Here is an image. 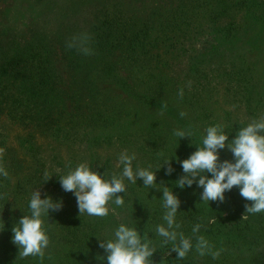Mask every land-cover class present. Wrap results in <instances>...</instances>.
<instances>
[{
    "label": "rangeland",
    "instance_id": "374dc122",
    "mask_svg": "<svg viewBox=\"0 0 264 264\" xmlns=\"http://www.w3.org/2000/svg\"><path fill=\"white\" fill-rule=\"evenodd\" d=\"M105 23L118 26L117 32L123 31L120 37L132 36L131 29L144 30L143 48L95 47V29ZM82 34L91 38V55L68 47ZM25 41L29 50L42 42L51 49L57 87L70 101L94 110L95 101L103 104L102 99H110L123 110L122 117L111 122L99 120L91 126L83 118L82 124H64L59 130L36 127L40 110L26 111L23 120L0 113V167L8 173L0 182V225L8 231H0V264H106L100 239L111 238L120 223L137 227L157 248L154 256L162 255L165 244L155 229L164 223L163 192L157 189L163 185L150 188L142 179L135 184L125 180L127 192L117 194L124 196L125 204L110 205L115 214L105 217L81 215L73 193L60 185L59 175L81 163L107 173L109 179L119 175L123 166L118 156L125 150L135 154L133 167L157 171V184L173 188L178 195L177 230L185 237L199 233L193 232V225L221 217L212 213L215 208L226 216L228 207L251 205L238 187L219 204L202 201V189L195 185L180 189L175 182L184 175L179 161L203 146L207 127L222 125L232 140L240 127L264 118V0H0V46L9 51L13 42ZM177 129L191 137L180 139L174 135ZM2 146L16 149L17 161H5ZM220 157L234 160L227 149ZM169 161L175 169L171 176L165 165ZM33 190L62 198L64 207L45 219L50 245L44 255L22 257L12 243V228L30 214ZM231 248L221 253L210 246L204 257L193 262L264 264L262 246L255 252Z\"/></svg>",
    "mask_w": 264,
    "mask_h": 264
},
{
    "label": "clouds",
    "instance_id": "9594fccd",
    "mask_svg": "<svg viewBox=\"0 0 264 264\" xmlns=\"http://www.w3.org/2000/svg\"><path fill=\"white\" fill-rule=\"evenodd\" d=\"M90 36L82 34L74 37L68 47H76L84 55H91L93 50L89 46ZM180 95H183L181 91ZM183 117L186 114L181 112ZM202 147H198L187 159L179 161L184 175L176 182L175 187L180 189L191 188L194 185L202 189V201H215L219 204L226 202V193L234 187L239 188V194L251 205H245L247 213L264 212V118L253 120L240 127L235 138L229 140V134L222 125H212L205 129ZM174 135L180 139L191 137L183 129H177ZM229 150L234 160H221V150ZM135 154L127 150L118 156V163L122 165L119 175L111 179L107 173L94 171L86 163L79 164L66 175H59V182L65 192H72L76 198L78 212L90 217H105L110 213L115 214V208L110 205L122 207L125 204V180L135 184L143 180V185L157 188L163 185L162 207L164 209V223L156 226L155 232L161 238L162 244H172L171 251L177 253V258H184L192 248L190 238L185 237L177 229V213L180 211L181 200L173 188L164 184H157L156 172L149 168L133 167ZM171 161V160H170ZM168 165L167 175L171 176L175 169ZM164 165V166H165ZM7 171L0 167V176H7ZM45 172L44 176L47 177ZM48 181V180H46ZM41 191L33 190L28 201L30 214H24L12 228V243L19 249L22 257L43 256L50 245V236L45 227V219L50 218V213L60 211L64 207L63 199H54L51 195L43 196ZM4 226L0 228V231ZM200 225L193 228L198 232ZM100 248L107 253L106 264H153V256L157 248L146 234L141 235L137 227L120 223L114 230L112 237L107 240L100 239ZM196 249L201 255L210 250L209 242L204 237H199ZM218 256L219 253H214Z\"/></svg>",
    "mask_w": 264,
    "mask_h": 264
},
{
    "label": "trees",
    "instance_id": "16d2710c",
    "mask_svg": "<svg viewBox=\"0 0 264 264\" xmlns=\"http://www.w3.org/2000/svg\"><path fill=\"white\" fill-rule=\"evenodd\" d=\"M118 28V26H111L107 23L98 26L95 29L97 35L92 42L93 45L96 47L97 44L108 50H114L124 45L129 51L137 49L138 46L143 48L145 39L142 38V34H144V30L131 29L135 31L132 36L120 37L123 31L120 29L117 32ZM140 32L141 34H139ZM27 42H13L14 47H10L9 51L0 46V113H6L9 118L17 117L23 120L26 111L40 110L36 127L41 130L45 128L59 130L64 124H82L83 118L86 119L85 124L92 126V124H99L100 121L107 123L113 121L115 117H122L123 109L111 104L112 100L110 99H102L103 104L99 103L100 101H95L92 104L95 109L91 110L89 104L81 101L73 103L66 98L57 87L59 85L58 74L51 49L49 50L42 42L35 50H32L33 47L29 50L28 46L24 47L28 45ZM72 56L76 57L74 53ZM97 56L99 55H95V57ZM100 56L105 58L102 53ZM20 109L21 111H19ZM11 147L2 146L6 151L3 155L5 161L8 159L17 161L15 159L17 150L11 149ZM2 181L6 180L1 176L0 182ZM220 211L222 210L215 208L212 213L215 217L222 215L221 217L212 221L207 219L199 224L203 229L202 224L207 222L203 230H199L198 234L190 238L193 248L186 254V257L182 258L188 261L187 263L183 261L184 263L196 264L193 261L196 262L208 253L206 251L204 255H201L196 249L199 237H204L211 247L216 246L221 253L233 250L231 247H242V249L246 248L248 251L254 252L257 248L264 247V212L253 214L247 213L246 208L243 207H228L226 216H223L225 213ZM3 226V230L7 231L5 225H0V228ZM3 230L2 233L5 232ZM171 248L172 244L165 245L163 249L166 251H162V255L153 256V264L166 262L183 264L182 259L177 258V253L171 251ZM9 264L23 263L14 261Z\"/></svg>",
    "mask_w": 264,
    "mask_h": 264
}]
</instances>
